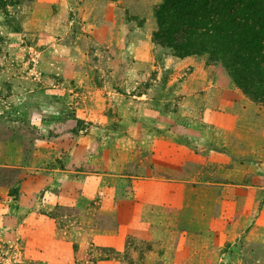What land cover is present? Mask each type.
I'll return each mask as SVG.
<instances>
[{
    "label": "rangeland",
    "instance_id": "374dc122",
    "mask_svg": "<svg viewBox=\"0 0 264 264\" xmlns=\"http://www.w3.org/2000/svg\"><path fill=\"white\" fill-rule=\"evenodd\" d=\"M160 2L0 7V264H264V103Z\"/></svg>",
    "mask_w": 264,
    "mask_h": 264
},
{
    "label": "trees",
    "instance_id": "16d2710c",
    "mask_svg": "<svg viewBox=\"0 0 264 264\" xmlns=\"http://www.w3.org/2000/svg\"><path fill=\"white\" fill-rule=\"evenodd\" d=\"M153 11L154 42L179 57L206 55L264 103V0H161Z\"/></svg>",
    "mask_w": 264,
    "mask_h": 264
},
{
    "label": "crops",
    "instance_id": "0c3cea01",
    "mask_svg": "<svg viewBox=\"0 0 264 264\" xmlns=\"http://www.w3.org/2000/svg\"><path fill=\"white\" fill-rule=\"evenodd\" d=\"M9 160V149L8 144L3 143L2 140H0V164L4 165L8 163Z\"/></svg>",
    "mask_w": 264,
    "mask_h": 264
}]
</instances>
